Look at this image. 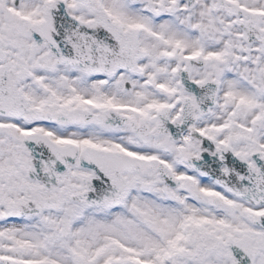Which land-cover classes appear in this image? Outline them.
<instances>
[{
    "label": "snow or ice",
    "instance_id": "6c2138e0",
    "mask_svg": "<svg viewBox=\"0 0 264 264\" xmlns=\"http://www.w3.org/2000/svg\"><path fill=\"white\" fill-rule=\"evenodd\" d=\"M0 264H264V0H0Z\"/></svg>",
    "mask_w": 264,
    "mask_h": 264
}]
</instances>
